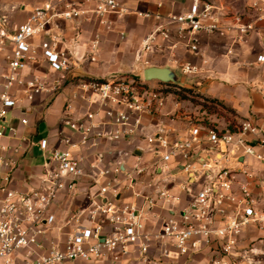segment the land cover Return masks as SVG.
<instances>
[{"label": "built area", "instance_id": "1", "mask_svg": "<svg viewBox=\"0 0 264 264\" xmlns=\"http://www.w3.org/2000/svg\"><path fill=\"white\" fill-rule=\"evenodd\" d=\"M94 1L95 6L86 11L47 2L35 7L14 29L0 18V52L5 54L7 67L0 82V264H128L131 259L135 264H165L194 258L204 250L220 254L210 264H231L244 230L264 223V212L255 207L248 184L238 178L251 177L243 168L247 159L262 161L255 148L264 146V138L250 120L233 128L191 122L182 137L170 138L161 130L149 133L143 118L165 106L170 96L163 91L167 86L131 76L78 80L74 88L86 102V111L78 118L66 116L60 121L56 146L50 147L46 139L37 142L45 159L39 185L27 190L13 187L17 149L3 140H11L15 128L5 120L18 103L16 94L22 92L31 101L48 91L42 79H27L23 70L36 64L39 54L53 72L67 73L79 63L95 61L97 36L90 41L89 53L57 49L56 37L50 34L57 21H76L91 13L99 24L107 25L109 16L133 13L156 22L142 41L143 51L157 45V37L168 41L173 33L192 54L198 52L193 42L197 35L238 42L253 29V21L227 17L207 0H191L181 13L132 11L116 0ZM251 7L257 12L255 20L264 22V0H255ZM34 38H39L37 46L32 43ZM256 61L263 63L264 54ZM181 70L188 78L197 73L190 64ZM134 139L146 143L151 157L148 164L135 169L139 175L148 169L150 176L145 190L134 194L137 202L118 205L115 191L109 197V184L99 185L86 204L60 220L55 207L61 197L71 198L83 179L93 187L108 174L101 171L98 178L88 175L76 150L96 147L101 140ZM179 172L186 177L177 187L185 196L181 209L171 207V202L181 203V198L171 192L173 184L169 182L170 176ZM160 210L167 216L159 228L149 232L148 216L159 217L156 212Z\"/></svg>", "mask_w": 264, "mask_h": 264}, {"label": "crops", "instance_id": "2", "mask_svg": "<svg viewBox=\"0 0 264 264\" xmlns=\"http://www.w3.org/2000/svg\"><path fill=\"white\" fill-rule=\"evenodd\" d=\"M116 1L132 11L152 13H181L191 3V0ZM47 2L60 8L66 5L76 6L84 11L92 9L96 3L94 0H0V18L4 17L8 27L14 29L26 21L35 7ZM245 2L250 8V4L255 0ZM219 7L222 8L223 5ZM245 11L242 7V12ZM248 12L250 9L247 7V16H250ZM240 15L244 16L246 12L238 17ZM240 19L246 21V17ZM253 19V29L238 42L204 34L195 36L193 42L198 46L197 54H192L184 42L178 41L173 33L168 41L157 37V45L151 46L149 51H143L142 41L154 30L156 22L138 18L133 13L122 17L109 16L107 25L99 24L91 13L82 14L76 21H57L50 27V34L56 37L57 49L74 50L79 54L84 51L89 53L90 41L97 36L99 45L95 61L79 63L67 73L53 72L39 54L38 62L23 70L22 76L27 79L32 76L42 79L48 91L35 96L31 101L27 100L22 92L16 94L18 103L5 120L15 128L13 138L3 140L5 144L17 149L14 154L17 168L13 174V187L27 190L39 185L38 177L43 170L45 159L37 142L46 139L50 147L56 146L60 121L66 116L78 118L86 111L87 104L76 95L74 84L80 79L104 80L124 76L125 73H136L139 58L149 65L179 68L185 64L194 66L197 73L191 79L195 93L215 99L232 110V119L236 124L244 120L252 121L260 128V135L264 138V62L256 61L257 56L264 54V22H258L254 17ZM32 43L37 46L39 38H34ZM75 71L79 73L68 81L69 74ZM6 74L5 54L0 52V82ZM181 107L182 103L170 95L161 110L152 116H144L143 123L147 131L156 134L161 130L162 133H168L170 138L184 136L192 121L189 116L180 113ZM92 109H95V106ZM22 119L26 120L25 124L20 122ZM201 146L204 147L205 144L202 143ZM137 149L142 151L136 153ZM146 150V143L138 139L130 142L101 140L96 147L78 148L75 155L83 158V167L88 175L98 178L101 171H107L108 174L106 178H99L98 184L93 187H90L87 179H83L71 198L61 197L55 207L58 218L62 220L71 211L86 204L88 198L97 193L99 185L109 184V197H112V192L115 191L118 205L137 202L134 194L144 191V184L150 178L148 169L142 175L137 174L135 170L151 161ZM255 151L262 157V161L247 159L243 168L251 177L238 178L248 184L255 207L262 211L264 146H257ZM117 168L119 172H115ZM185 180V174L180 172L169 178L170 184H173L171 192L181 198V203L171 202L172 208L181 209L185 206V196L177 189ZM156 213L159 217L151 214L148 216L149 232L159 228L167 216L164 210Z\"/></svg>", "mask_w": 264, "mask_h": 264}, {"label": "rangeland", "instance_id": "3", "mask_svg": "<svg viewBox=\"0 0 264 264\" xmlns=\"http://www.w3.org/2000/svg\"><path fill=\"white\" fill-rule=\"evenodd\" d=\"M207 1H212L216 5L221 3V5H223L221 10L227 17H238L239 14L246 12V15H240L239 17H246V21L242 22H251L254 20L253 17L255 18L257 16V12L251 7V4L249 8L245 0ZM221 5L219 4L218 6ZM242 7L246 9L245 12H242ZM247 7L250 9V12H248L250 16H247ZM138 61L139 66L136 73H125L123 75L131 76L137 80L142 78V68L149 64L143 62L141 58ZM158 85L164 87V85ZM163 91L166 94L172 95L177 102L182 103L180 113H182L183 116H189L192 122L201 123L208 127H221L225 124L230 125L232 116L229 113H225L222 109L212 106L209 102L203 100L198 94H196L194 90H185L167 86L163 88ZM203 106L205 109L201 111ZM209 110H211L212 113H206L209 112ZM261 210L264 212V208ZM216 257H220L219 252L215 254L212 253V250H204L194 256V258H187L186 260L178 262L167 261L165 264H210ZM128 264H135V262L131 259ZM231 264H264V223L251 225L244 230L238 240V245L235 249V254L231 260Z\"/></svg>", "mask_w": 264, "mask_h": 264}, {"label": "water", "instance_id": "4", "mask_svg": "<svg viewBox=\"0 0 264 264\" xmlns=\"http://www.w3.org/2000/svg\"><path fill=\"white\" fill-rule=\"evenodd\" d=\"M78 73L77 71L72 72L67 77V80H72ZM142 78L146 83H157L185 90H195L193 80L186 77L179 67L147 65L142 68Z\"/></svg>", "mask_w": 264, "mask_h": 264}, {"label": "trees", "instance_id": "5", "mask_svg": "<svg viewBox=\"0 0 264 264\" xmlns=\"http://www.w3.org/2000/svg\"><path fill=\"white\" fill-rule=\"evenodd\" d=\"M197 94V93H196ZM199 95V94H198ZM200 96V95H199ZM203 100L209 102L212 106L214 107H218L220 109H222L223 111H225V113H229L231 116L234 115V112L232 110H230L229 108H226L222 103H220L219 101L215 100V99H208V98H205L203 96H200ZM205 109L204 106L201 108V111ZM209 109V108H208ZM206 113H212L211 110H209V112H206ZM214 113V112H213ZM235 121L233 119H231V122H230V127L233 128L234 125H235Z\"/></svg>", "mask_w": 264, "mask_h": 264}]
</instances>
